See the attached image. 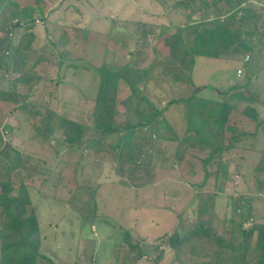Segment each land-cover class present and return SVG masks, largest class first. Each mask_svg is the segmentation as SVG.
Instances as JSON below:
<instances>
[{
  "label": "rangeland",
  "instance_id": "1",
  "mask_svg": "<svg viewBox=\"0 0 264 264\" xmlns=\"http://www.w3.org/2000/svg\"><path fill=\"white\" fill-rule=\"evenodd\" d=\"M11 1L10 5L0 3V38H6L7 34L10 37L5 27L11 22L12 10L35 5L34 0ZM48 1L54 6L61 0L46 3ZM221 1L226 11L228 4ZM249 1L252 5H264V0ZM65 4V15L51 19L65 25L56 28L50 24L53 34L48 39L58 41L64 30L75 36H70L63 47L53 48L40 28V39L37 44L34 42L37 48L20 51L17 64L5 53L0 67V88L6 91L16 88L20 94L18 100L24 102L15 108L14 102L0 101V179L9 176L15 188L20 181L29 186L31 200L37 208L41 252L57 264H92L91 259L96 264H152L160 253L162 257L155 264H242L241 261L246 260L242 255H234V251L221 247L202 231L190 238L184 237L200 217L201 207L202 218L217 236L237 244L242 235L232 206L241 196L254 197L251 222L264 227L262 136L254 139L241 134L231 141L230 148L205 163L209 149L190 150L185 154L186 160L183 157L177 160L175 141H158L154 133L145 129L132 140V155L139 162L136 167L124 164L125 155L122 157L115 148L123 131L101 137L92 128L100 67L104 63H133L145 68L155 61L154 79L144 86L142 94L160 109L172 98L189 95L193 85L185 79L178 84L172 80V66L167 63L168 46L159 41L155 47L156 38L160 27L189 22L210 25L206 17L213 19L215 9L209 3V7L202 5L200 0H82L79 5H72L81 10L73 16L71 5ZM34 15L41 17L38 12ZM80 23L91 28L90 32H82ZM139 23L147 24V29L152 30L146 39L141 35ZM263 24H257L258 31L254 23L248 25L255 31L249 63L233 57L210 59L200 55L192 69L194 87L205 86L200 94L220 101L228 97L231 103L225 144L229 143L232 129L238 133H254L258 124L244 112L245 107L255 104L264 115ZM40 26L41 22L32 28L36 34ZM64 27L67 29L62 30ZM21 34L22 28H14V45ZM186 39L190 38L186 36ZM4 50H0V57ZM61 50L65 52L62 57L59 56ZM40 56L47 60L37 61ZM6 58L10 62L5 65ZM257 61L261 63V71H256V76L249 74L247 80V69ZM22 72L36 74V78L28 84L16 83ZM208 85L210 88L206 87ZM227 89L226 95L219 92ZM233 92L237 97L229 96ZM134 108L135 98L121 79L117 122L133 120ZM37 110L40 113H36ZM166 115L178 134H184L180 129L186 124L185 104L171 106ZM60 116L91 126L84 141L74 145L63 142L64 135L58 125ZM47 117L49 130L46 131ZM261 132L264 133V127ZM92 136L95 139L87 147L86 142ZM155 148L161 151L158 153ZM14 151L22 154L18 163L14 161ZM130 166L132 168L124 174ZM144 166L156 174L151 175L150 184L138 185L147 181L139 173ZM222 172H226V176ZM167 175L177 180L160 185L158 182L166 180ZM208 195L210 200L204 204L202 198ZM2 220L0 207V224ZM252 224L245 222L244 227L250 228ZM126 232L131 242L144 252L143 256L138 257L139 251L131 249L123 240ZM171 238L176 239L172 245L169 244ZM256 240L257 233L253 232L247 244L255 247ZM252 256L255 253L252 252Z\"/></svg>",
  "mask_w": 264,
  "mask_h": 264
},
{
  "label": "trees",
  "instance_id": "2",
  "mask_svg": "<svg viewBox=\"0 0 264 264\" xmlns=\"http://www.w3.org/2000/svg\"><path fill=\"white\" fill-rule=\"evenodd\" d=\"M225 1L229 7L226 11L223 9L221 0H200L202 5L205 4L206 7H209V3L215 9L216 14L213 19L209 20L206 17L210 25L201 26L199 22H189L183 27L167 26L159 32L156 38L155 47L159 41V43L164 42L168 46L170 56L167 59V63L172 66V80L178 83L185 79L189 84L193 85V90H191L189 95L170 99L162 109L153 105L148 97L142 93L144 92V86H147L151 78L150 72L155 65V61L145 68L133 63L123 65L104 63L100 67L97 95L92 113V128L101 137L123 131L124 134L118 136L116 140L115 148L119 149L122 157L125 155L124 164L139 165V162L132 155V140L141 135V131L145 129L154 133L158 141L168 138L178 141V145H184L185 148L198 146L200 149H209V157L205 158V163L215 156H220L226 149L231 147V141L234 138L244 134L233 131L234 129L231 128L229 143H224L226 120L231 110V103L228 101V97L226 101H220L201 96L200 92L205 86L194 87L192 80V69L194 68L196 57L199 55L222 59L233 57L239 61L244 60V63H249V60L245 61V57L247 54L250 55V52L254 49L251 43V39L255 35L254 29L260 30V27H256L257 24L259 22L264 23V5L249 4V0ZM1 2L2 5L3 3L7 5L12 3L10 0H0ZM35 2V5L32 7L26 6L21 10H12L9 14L11 22L7 23L5 28L8 30V33L10 32V37L7 34L6 38H0V50L5 48L0 57V67L3 66L2 57L6 56L5 53L10 54L8 57L17 64L19 60L18 53L31 49V46H35L38 43L39 38L32 28L39 21L45 20V18L44 16L39 18L34 15L35 12L42 14L38 6L40 0H35ZM250 23L255 24L254 29L248 27ZM139 26L142 37L146 39L152 30H148V25L145 23H139ZM17 27H24L26 30L18 43L14 45L12 43V36L14 28ZM70 35L69 32H63L58 41L52 42V44L58 48L63 47ZM186 36L190 38L188 41ZM34 42H36L35 45ZM64 54V50L59 52L60 57L64 56ZM43 59L44 57L40 56L37 61ZM20 61L23 65L24 61L22 59ZM9 62L10 60L7 59L5 65ZM16 69L17 65L14 66V70ZM35 78L36 74L22 72L15 81L16 83L28 84ZM121 79L127 83L132 96L135 98L134 119L128 122H117L116 120L117 93ZM206 87L210 88L209 85ZM229 89L224 91L219 90V92L226 95ZM19 96L20 94L16 88L10 91L0 88V101L14 102L15 108L21 107L24 103L18 100ZM229 96L234 98L237 97V94L233 92ZM181 102L186 107V124L181 128L184 134H178V131L170 123L166 115V111L170 106ZM146 104H148V107ZM244 112L256 124L259 125L261 123L259 114L254 107L247 106L244 108ZM36 113H40V111L37 110ZM48 124L49 118L47 117L44 122L46 131L49 130ZM58 125L64 135L63 142L69 145L80 144L84 141L87 130L91 128V126L64 116L59 117ZM92 139H95V137L92 136L86 142L87 147L91 146ZM85 148L83 147V149ZM155 149L158 153L161 151L160 148ZM182 157L181 152L177 150L175 158L180 160ZM20 160H22L21 152L14 151V161L18 163ZM207 174L208 172H206ZM222 174L226 176V172H222ZM30 195L29 186L24 184L23 181H20L18 187L15 188L9 176L5 179H0V207L3 209V220L0 224V264H44V262H46L45 264H57L50 256L42 253L40 250L41 236L39 221L36 215L37 208L32 202ZM211 195L213 198L214 195ZM209 200V195L202 198L204 204L208 203ZM251 202V196H241L240 199L233 203L232 209L238 221L237 225L240 234L242 235L241 240L237 244L233 240L227 241L217 236L214 230L202 218L204 210L201 207H199L198 211L201 218L199 217L192 224V231L188 232L184 238H190L197 231H202L205 236H209L219 242L221 247L234 251V255H242V259H246L245 261L240 260L242 264H264V227L256 223L252 224ZM245 222H250L252 226L250 228L244 227ZM253 232L257 233V240L255 247H250L247 241ZM123 240L131 249L139 251L138 257L143 256L144 252H142L138 244L131 242L129 232L125 233ZM175 242L176 239L174 238L169 240V244L171 245ZM245 251L247 254H245ZM252 252L255 253V256L250 257ZM161 257L160 253L151 261L152 264L157 263ZM91 263L96 264L92 259Z\"/></svg>",
  "mask_w": 264,
  "mask_h": 264
},
{
  "label": "crops",
  "instance_id": "3",
  "mask_svg": "<svg viewBox=\"0 0 264 264\" xmlns=\"http://www.w3.org/2000/svg\"><path fill=\"white\" fill-rule=\"evenodd\" d=\"M11 1V0H10ZM69 2V5H71V14L73 15V16H75L76 14H78V13H80V11L81 10H79L78 9V7L77 8H73L72 7V5H76V4H80V2L82 1V0H61V1H59V2H57L54 6H50L51 4V2H49L48 1V3H46L47 2V0H40V2H39V4H38V6H39V8L41 9V11H42V13H43V15L42 14H40V16L41 17H43L44 16V18H45V20H42V21H39V22H41V24H42V26H40L38 29H37V37L40 39V32H39V30H40V28L43 30V32H44V34L46 35L45 37L47 38L46 40L48 41V42H50V43H52V42H56V41H50L48 38L49 37H51V35L53 34V32H52V30L49 28L50 26V24H53L54 26H56V28L58 27V26H60V28H61V26L62 25H65V23H61V24H59L60 22H58V21H55V20H51L52 19V17H54V16H63V15H65V13H66V11H67V8H66V4L65 3H67V2ZM99 1V0H98ZM6 2H8V1H6ZM12 2V1H11ZM34 2H35V0H34ZM13 3V2H12ZM12 3H10V4H12ZM36 3V2H35ZM75 3V4H74ZM150 4H151V1H150ZM0 8H2V6H0ZM3 10V9H2ZM3 11H1V13H2ZM69 16V15H68ZM70 17V16H69ZM82 21H85V18L84 19H82ZM146 21H148V20H146ZM150 21V20H149ZM38 22V23H39ZM115 22H117V21H115ZM171 24V23H170ZM80 25H81V23H80ZM186 24H184V25H181V26H185ZM81 27H83L82 28V32H88L89 30H91V28H89L88 26H86V25H81ZM118 27V26H117ZM166 27V26H165ZM164 27V28H165ZM17 28H22V34L23 33H25V28L24 27H17ZM164 28H162V27H160V31H162V29H164ZM64 29H67V27H64L62 30H64ZM81 29V28H80ZM89 29V30H88ZM175 29V28H174ZM175 31H176V29H175ZM63 32H65V30L63 31ZM90 32V31H89ZM68 33V32H67ZM69 33L71 34L70 36H75V33H73V32H71V31H69ZM22 34L20 35V37L19 38H21V36H22ZM13 36H14V33H13ZM12 36V37H13ZM70 39H71V37H69ZM69 38H68V40H69ZM67 40V41H68ZM39 41V40H38ZM156 41V40H155ZM17 43H18V41H17ZM54 46V45H53ZM31 48H37L36 47V45L35 46H31ZM53 48H55V46L53 47ZM58 48V47H57ZM61 48V47H60ZM251 55V54H250ZM200 56V55H199ZM44 57V56H43ZM251 57V56H250ZM208 58H210V59H212L213 57H208ZM44 59H46V57H44ZM43 59V60H44ZM213 59H222V58H213ZM47 60V59H46ZM251 60V59H250ZM42 61V60H41ZM261 63L260 64H258V61L257 62H254L253 63V65L249 68V70L247 69V75H246V77H247V80L250 78L249 77V74L250 75H254V76H256L257 74H256V71H261ZM155 68L153 67L152 68V70H151V72H150V75H151V78L149 79V81H148V83H150V81L151 80H153L154 79V76H153V70H154ZM98 81H99V79H98ZM180 83V82H179ZM178 84V83H177ZM129 87V86H128ZM130 89V88H129ZM201 96H205V95H203V94H200ZM206 97V96H205ZM209 99H216L215 97H209ZM218 99V98H217ZM256 98H254V100L252 99V101H256L255 100ZM179 104V103H178ZM175 105V104H174ZM257 105V104H256ZM173 106V105H172ZM171 107V106H170ZM252 107H256L255 109H256V111H257V113L258 114H260L261 115V118H260V120H261V123L259 124V125H256V129L254 130V133H249V132H244V135L246 134V136H248V137H254V139H255V137H256V139L257 138H261V136H262V138L264 139V133L263 132H261V130H262V128L264 127L263 125H264V115H263V112H262V110H260L257 106H255V104H253L252 105ZM260 117V116H259ZM258 127V128H257ZM181 130V129H180ZM248 134V135H247ZM163 139H165V140H170V139H168V138H163ZM162 139V140H163ZM171 141H175L176 142V146H175V149H176V152H177V150L178 151H180L181 152V155L183 156V158L186 160V157H185V154L186 153H188L190 150H197V149H199V150H203V149H200L198 146H195V147H186L185 148V146L184 145H178V141H176V140H173V139H171ZM165 143V142H164ZM164 145V144H163ZM176 152H175V154H176ZM175 154H174V156H175ZM164 158V157H163ZM183 159V160H184ZM205 162V161H204ZM137 167V166H136ZM132 167L130 166L129 168L128 167H126V169H125V172H124V174L128 171L127 169H131ZM142 169L143 170H141V172H139L140 174H142L144 177H146V180L147 181H144L143 183L142 182H139V184L138 185H146V184H150L151 182H152V179H151V175L153 176V175H155L156 174V172H149L148 170H149V167H142ZM154 177V176H153ZM170 177V175H167V178L168 179H173V180H167V178H166V180H164V181H162V180H160L161 182H158L160 185L161 184H163V183H166V181L167 182H175L174 180H177V179H175L174 177H172V178H169ZM198 187V186H197ZM260 192H262V191H260ZM257 195L258 196H260V195H263V193H257ZM257 196V197H258ZM175 198V197H174ZM251 198H252V195H251ZM254 198V197H253ZM252 198V199H253Z\"/></svg>",
  "mask_w": 264,
  "mask_h": 264
},
{
  "label": "built area",
  "instance_id": "4",
  "mask_svg": "<svg viewBox=\"0 0 264 264\" xmlns=\"http://www.w3.org/2000/svg\"><path fill=\"white\" fill-rule=\"evenodd\" d=\"M15 21H17V20H15ZM249 58H250V55L247 54L246 57H245V61L249 60ZM239 72H240V70H239Z\"/></svg>",
  "mask_w": 264,
  "mask_h": 264
}]
</instances>
